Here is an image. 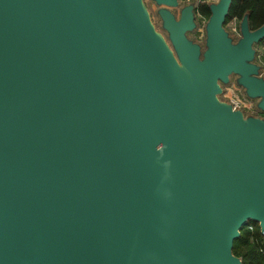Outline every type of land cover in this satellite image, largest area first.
Here are the masks:
<instances>
[{"label":"water","instance_id":"water-1","mask_svg":"<svg viewBox=\"0 0 264 264\" xmlns=\"http://www.w3.org/2000/svg\"><path fill=\"white\" fill-rule=\"evenodd\" d=\"M151 1L167 41L143 0H0V264H241L264 233V119L218 98L264 114V24L234 43L218 0L202 50Z\"/></svg>","mask_w":264,"mask_h":264},{"label":"trees","instance_id":"trees-1","mask_svg":"<svg viewBox=\"0 0 264 264\" xmlns=\"http://www.w3.org/2000/svg\"><path fill=\"white\" fill-rule=\"evenodd\" d=\"M199 20H208L210 16L207 4L201 3L197 7ZM248 16V24L251 30H255L264 24V0H233L225 26L234 21L236 26L244 16ZM262 40L259 45H263ZM232 254L241 260V264H264V233L260 232L257 223L248 222L241 230L240 236L233 243Z\"/></svg>","mask_w":264,"mask_h":264},{"label":"rangeland","instance_id":"rangeland-1","mask_svg":"<svg viewBox=\"0 0 264 264\" xmlns=\"http://www.w3.org/2000/svg\"><path fill=\"white\" fill-rule=\"evenodd\" d=\"M216 3L218 0H213ZM146 9L148 10L150 20L154 25L157 32L162 34V36L167 41V33L162 29L161 20L157 14L159 9L151 0H143ZM175 13L174 11H172ZM196 28L194 31L187 33V38L198 44L202 50L205 48V25L206 21L195 19ZM232 23H228L225 26V31L228 33L229 37L234 43L239 39V31L235 33L231 29ZM259 45H255L254 48H258ZM256 64V60H254ZM238 77L236 75L230 76V81L226 85H221L222 94L218 96L220 101L227 103L233 102V104L238 107L237 109L242 111L245 116H254L264 119V114L257 108L258 99H249L245 94V90L237 84ZM232 104V103H231Z\"/></svg>","mask_w":264,"mask_h":264},{"label":"built area","instance_id":"built-area-1","mask_svg":"<svg viewBox=\"0 0 264 264\" xmlns=\"http://www.w3.org/2000/svg\"><path fill=\"white\" fill-rule=\"evenodd\" d=\"M214 1L213 0H179V3L181 6L184 5H189V4H193V6H195L196 8L198 7V5H200L201 3L203 4H207L210 5L212 4ZM196 18L200 19L201 17L198 15V12H196ZM206 21V20H203ZM231 29L232 31H234L235 33L238 32V25L236 26L235 22L232 21L231 22ZM255 60H256V64L259 67V73L260 76L262 78H264V44L263 45H259L258 48H255ZM232 103V104H231ZM229 104L232 105L233 109H237L238 107H236L233 102H231Z\"/></svg>","mask_w":264,"mask_h":264},{"label":"flooded vegetation","instance_id":"flooded-vegetation-1","mask_svg":"<svg viewBox=\"0 0 264 264\" xmlns=\"http://www.w3.org/2000/svg\"><path fill=\"white\" fill-rule=\"evenodd\" d=\"M177 14V13H176Z\"/></svg>","mask_w":264,"mask_h":264}]
</instances>
